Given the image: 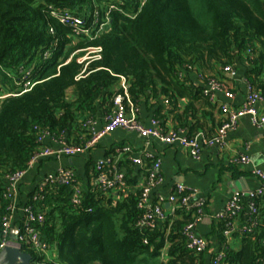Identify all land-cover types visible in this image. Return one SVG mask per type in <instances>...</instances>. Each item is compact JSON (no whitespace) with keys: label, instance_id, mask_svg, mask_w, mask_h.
Returning a JSON list of instances; mask_svg holds the SVG:
<instances>
[{"label":"trees","instance_id":"trees-1","mask_svg":"<svg viewBox=\"0 0 264 264\" xmlns=\"http://www.w3.org/2000/svg\"><path fill=\"white\" fill-rule=\"evenodd\" d=\"M65 16L80 19L88 33H73L61 22ZM106 17L107 26L97 31ZM93 49H99L97 59L81 60ZM236 57L244 58V79L264 98V0H0V244L14 203L4 196L5 178L25 171L46 147L39 141L43 132L83 146L87 123L102 108L114 107L124 77L135 108L167 100L157 118L173 119L192 138L202 130L198 110L208 113L214 103L184 72L223 82V69L234 68ZM152 164L144 160V178ZM124 166V181L134 187L137 172ZM98 172L88 164L78 204L70 200L79 180L74 173L69 185H46L26 204L43 217L29 225L54 251L46 264H204V253L189 250L183 236L199 216L195 209L163 208L162 222L139 225L142 187L100 192L92 184ZM238 203V211L214 225L222 239L232 221L246 215L234 233L239 248L222 239L219 264H263L264 193L241 196ZM20 250L31 264H41V253L25 244Z\"/></svg>","mask_w":264,"mask_h":264},{"label":"crops","instance_id":"crops-1","mask_svg":"<svg viewBox=\"0 0 264 264\" xmlns=\"http://www.w3.org/2000/svg\"><path fill=\"white\" fill-rule=\"evenodd\" d=\"M233 67L235 75L225 74L223 80L224 87L232 93V98L226 99L223 91L217 92L211 98L214 103L213 109H209L205 114H202V109L198 110L196 117L199 118L202 125V130H199L198 134L205 137L215 134L225 120V114L219 109L220 105L225 104L230 111L241 108L247 93L244 76L249 67L243 57H236ZM184 77L202 92L206 89L207 78H202L197 72L192 70L184 72ZM179 103L181 106L185 102L180 101ZM158 109H167V104L165 105L162 100L158 102L142 101L137 105V120L147 129L152 128V121H158L164 129L175 130L181 136L188 138L185 130L176 128L178 124L173 119L159 120L157 118ZM255 110L258 114H264V98L255 104ZM112 111L113 108L108 110L102 108L98 111L92 121V130L100 131L105 116L111 114ZM43 145L51 148L58 147L50 139H44ZM123 148H129L131 155L123 154L121 151ZM239 156L246 157L248 164L242 166L234 162ZM129 157H142L143 168L144 160L151 159L153 162H159L158 176L161 181L151 191V198L155 195L166 197L172 193L176 185H182L193 193L192 202L201 201L204 203L203 214L194 227V233L207 241L204 264H211V254L219 252L224 245L222 239L234 250L239 248L240 236L239 234L234 235V233L236 229L242 227L246 215H238L232 221L228 233L222 234V239L214 225L217 222L215 217L225 213L228 203L233 197H246L260 187V180L252 172L258 170L264 174V126L253 125L248 116L240 118L236 128L227 132L222 147L215 145L202 147L196 159L190 157L178 143L165 145L156 139L143 138L137 133L121 129L101 137L96 145L78 157L59 160L40 159L24 173L18 183L13 203L12 229L18 230L22 224L23 209L47 176L56 175L63 170H72L74 175L79 178L77 186L85 187L88 183L86 175L88 164L96 166L98 162L108 159V163L116 165L118 168L120 166L125 171L124 165L131 164L128 160ZM142 167H134L137 172L135 185L137 187H140L144 182L141 171L145 173V170ZM48 255L50 258L53 257L54 251H50Z\"/></svg>","mask_w":264,"mask_h":264},{"label":"built area","instance_id":"built-area-1","mask_svg":"<svg viewBox=\"0 0 264 264\" xmlns=\"http://www.w3.org/2000/svg\"><path fill=\"white\" fill-rule=\"evenodd\" d=\"M62 23H67L70 27V30L75 34H87L88 31L84 30L80 27L81 20L78 18H70L65 16L61 18ZM109 20L106 17V22L102 24H98L97 31H101L105 29ZM99 49L89 50L88 54L82 58L81 60H88L91 58L97 59V53ZM88 55H92L89 57ZM224 74H228L230 76H234L235 72L230 67H225L223 69ZM119 90L122 92L121 96L114 97L113 100V111L111 114L106 115L104 118V124L100 131H93L92 125L93 122L89 121L88 131H89V139L83 146L77 145H68L65 140H52L47 132H43L39 141L43 143L44 139H50L52 142L58 145L57 148H51L49 146L43 148L35 154L30 162L28 163V167L25 171L17 172L9 177L5 178V198L12 200L14 202L15 194L17 190V186L24 173L38 160L45 158H52L54 160H59L61 158H73L78 157L85 152H87L90 148H92L98 140L117 129H121L128 132H134L139 134L143 138H153L158 140L159 142L165 145H171L174 143H178L184 151L188 153V155L192 158H197L200 153V149L202 147H210V146H223L224 139L228 131H231L236 128L238 125V121L240 118L244 116H248L253 125L263 127L264 126V114H258L255 110V104L262 99L259 93L253 91L250 84L245 80L246 86V96L244 98L243 104L239 110L230 111L225 104L220 105L219 109L221 112L225 114V120L216 130L215 134L211 137H205L202 134H197L192 138H186L178 134L175 130L172 129H164L158 123V121H152V128H145L136 117V109L128 100L127 97V80L124 77H119ZM224 92V97L226 99L232 98V93L228 92L222 81L208 78L206 81V89L203 90L202 94L209 97L210 99L214 97L217 92ZM127 104L125 106L124 104ZM163 103L168 104L167 100H164ZM123 154L131 155L129 148H123ZM147 159V158H146ZM131 165L134 167H142L143 158L135 157L128 158ZM234 162L239 163L242 166L248 164V160L244 156H239ZM111 168V174L108 172V168ZM96 169L99 171L98 174L93 178V185L98 188L100 192H108L111 189H116L121 194H126L130 190L134 189L131 185H128L124 181V170H122L119 166L108 163V159L104 161H100L96 164ZM158 168L159 162L154 161L151 167L147 170L146 177L144 178L145 183L142 184L140 199L138 202V208L140 210H144L142 214V219L139 222V225H145L148 227L153 226L156 222H162L164 220V206L167 204L171 213L174 212L177 208H183L186 211H190L191 209L196 210V214L199 216L196 217L192 224L187 225L183 230V236L185 238L186 247L198 254L204 253L207 249V241L194 233V227L196 223L200 220L201 215L203 214V206L204 203L201 201H194L193 193L186 189L182 185H176L172 193L168 196L163 197L162 195H155L151 198V191L159 185L161 179L158 176ZM252 174L256 176L260 180V187L257 191L251 192L248 196L249 199H254L259 197L264 193V174L261 171H253ZM73 177V172L71 170H63L56 175L47 176L41 184L38 186L37 191H41L46 185H69L71 182V178ZM80 187L74 186L71 193V203L78 204L80 202ZM241 196H235L228 203L227 209L225 213L217 215L215 220H224L228 218V213H234L240 209L239 198ZM153 201V202H152ZM250 208L253 207L252 204H249ZM13 207L11 211L13 212ZM12 212L6 217L3 221V240L0 244V250L5 246H12L20 248L22 244L30 246L37 253H41L42 261L41 264H46L50 261V257L48 255V245L40 238L38 232H36L30 225V222H38L42 223L43 217L40 214H35L30 208L25 207L23 209L24 212V220L22 224L19 226L17 230L16 239L10 240L9 235L12 230L11 221H12ZM252 225V223L250 224ZM229 231V230H228ZM228 231L225 233L227 234ZM262 245L264 246V239L262 240ZM223 257L222 252H218L211 259V264H219L220 260ZM264 264V263H263Z\"/></svg>","mask_w":264,"mask_h":264},{"label":"water","instance_id":"water-1","mask_svg":"<svg viewBox=\"0 0 264 264\" xmlns=\"http://www.w3.org/2000/svg\"><path fill=\"white\" fill-rule=\"evenodd\" d=\"M164 208L168 209L169 205L166 204ZM16 236L17 230L12 229L9 239L14 241ZM0 264H31V256L20 248L5 246L0 250Z\"/></svg>","mask_w":264,"mask_h":264},{"label":"rangeland","instance_id":"rangeland-1","mask_svg":"<svg viewBox=\"0 0 264 264\" xmlns=\"http://www.w3.org/2000/svg\"><path fill=\"white\" fill-rule=\"evenodd\" d=\"M50 251H53V250H51V249H50V250H48V253H50Z\"/></svg>","mask_w":264,"mask_h":264}]
</instances>
